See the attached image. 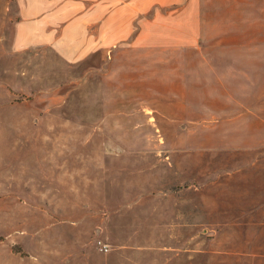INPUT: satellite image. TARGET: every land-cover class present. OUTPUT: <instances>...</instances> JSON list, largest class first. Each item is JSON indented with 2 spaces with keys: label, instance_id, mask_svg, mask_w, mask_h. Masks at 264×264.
<instances>
[{
  "label": "rangeland",
  "instance_id": "374dc122",
  "mask_svg": "<svg viewBox=\"0 0 264 264\" xmlns=\"http://www.w3.org/2000/svg\"><path fill=\"white\" fill-rule=\"evenodd\" d=\"M186 3L96 42L0 0V264H264V0Z\"/></svg>",
  "mask_w": 264,
  "mask_h": 264
},
{
  "label": "crops",
  "instance_id": "0c3cea01",
  "mask_svg": "<svg viewBox=\"0 0 264 264\" xmlns=\"http://www.w3.org/2000/svg\"><path fill=\"white\" fill-rule=\"evenodd\" d=\"M184 1L187 3L182 10L178 9L177 14L171 13L173 16L167 19L190 15L195 18V0H28L29 20L26 23L33 27L30 31L37 34H45L49 25H77L82 36L76 39L96 42L129 38L132 26L137 23L141 38L146 33L150 8ZM160 17L163 16L155 14L152 22H157Z\"/></svg>",
  "mask_w": 264,
  "mask_h": 264
},
{
  "label": "built area",
  "instance_id": "2783aa9c",
  "mask_svg": "<svg viewBox=\"0 0 264 264\" xmlns=\"http://www.w3.org/2000/svg\"><path fill=\"white\" fill-rule=\"evenodd\" d=\"M105 245H106V244H105ZM105 245H104V246H105ZM105 248L107 249V246H105Z\"/></svg>",
  "mask_w": 264,
  "mask_h": 264
}]
</instances>
